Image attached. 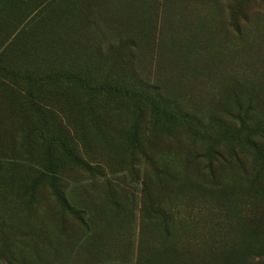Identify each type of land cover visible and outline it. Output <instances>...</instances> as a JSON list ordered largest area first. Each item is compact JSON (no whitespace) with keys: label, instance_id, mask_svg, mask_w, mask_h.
Returning a JSON list of instances; mask_svg holds the SVG:
<instances>
[{"label":"rangeland","instance_id":"374dc122","mask_svg":"<svg viewBox=\"0 0 264 264\" xmlns=\"http://www.w3.org/2000/svg\"><path fill=\"white\" fill-rule=\"evenodd\" d=\"M0 264H264V0H0Z\"/></svg>","mask_w":264,"mask_h":264},{"label":"trees","instance_id":"16d2710c","mask_svg":"<svg viewBox=\"0 0 264 264\" xmlns=\"http://www.w3.org/2000/svg\"><path fill=\"white\" fill-rule=\"evenodd\" d=\"M96 91V93L98 92L101 95L107 96V97H111V98H115V99H124V100H129L134 102L137 105H141L143 104V102L145 103V101H150L149 99L145 100V96L143 93H139L135 90H132L130 88H128V86L126 85H101L98 86V88L94 89ZM160 103H155L154 101H152V103L150 104L152 107V115L154 117L159 118L160 120H164L165 124H170L171 121L180 123V122H188L192 119H189V117L187 116H181L180 114L175 116L173 115V112L171 110V108H169L164 101L159 100ZM41 113V112H40ZM63 147H65L63 145ZM47 166L50 168V171L52 170L51 168V164L47 163Z\"/></svg>","mask_w":264,"mask_h":264}]
</instances>
